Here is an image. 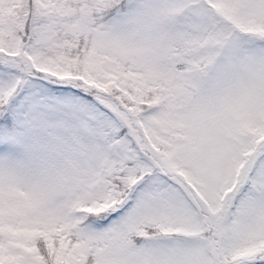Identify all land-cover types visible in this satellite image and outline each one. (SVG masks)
<instances>
[{"label":"snow or ice","instance_id":"1","mask_svg":"<svg viewBox=\"0 0 264 264\" xmlns=\"http://www.w3.org/2000/svg\"><path fill=\"white\" fill-rule=\"evenodd\" d=\"M0 264H264V0H0Z\"/></svg>","mask_w":264,"mask_h":264}]
</instances>
